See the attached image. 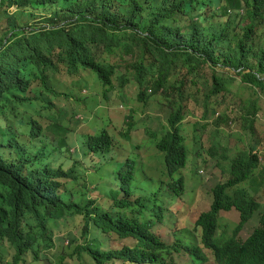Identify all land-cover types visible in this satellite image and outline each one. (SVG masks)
Masks as SVG:
<instances>
[{
	"label": "trees",
	"instance_id": "obj_1",
	"mask_svg": "<svg viewBox=\"0 0 264 264\" xmlns=\"http://www.w3.org/2000/svg\"><path fill=\"white\" fill-rule=\"evenodd\" d=\"M263 5L264 0H253L254 17L261 16ZM12 7L15 12H9ZM43 13L46 27L35 29L19 23L23 15L35 20L43 19ZM250 33L251 28L234 48L227 49L224 65L235 63L254 70L247 60ZM213 51V0H0V264L7 252L5 244L15 252L14 264L23 263L29 255L34 261L45 258L54 249L53 221L74 216L82 218V235L89 240L79 251L93 264H155L164 253L172 256L174 249L183 250L192 263L199 264L207 261L203 248L210 251L216 264H264V210L260 211V226L241 238L261 205L244 190L232 191L256 167L255 156L248 158L245 170L243 165L236 168V177L230 170V178L213 188L210 209L195 222L203 248L187 237V230L173 247L153 232L165 217L158 194L129 199L131 167L119 179L123 197L113 200L110 211L104 210L87 197L85 188L79 192L67 184H76L84 172L76 160L64 155L65 141L48 140L38 121L43 111L54 107L49 95L56 96L57 92L50 75L57 72V65L69 73L89 70L104 86L111 87L118 61L128 59L138 88L137 99L145 101L149 98L147 87L153 94L159 92L166 75L181 71L183 62L213 70L218 63ZM144 72L156 75L145 78ZM258 72L264 73V51ZM242 79L264 90V82L255 72L243 74ZM183 88L184 82L169 87L177 95V108L167 119L169 129L155 142L169 177L187 162L184 138L178 130L187 100ZM222 89V81L213 76L204 101ZM130 130L128 125L124 136ZM111 148L112 139L105 130L84 135L79 146L83 156L106 154ZM70 161L72 166L64 169ZM183 188V178L170 186L176 197ZM232 210L239 213L238 225L230 236L218 234L221 213ZM92 231L132 238L135 245L103 250ZM170 264L177 263L170 258Z\"/></svg>",
	"mask_w": 264,
	"mask_h": 264
},
{
	"label": "rangeland",
	"instance_id": "obj_2",
	"mask_svg": "<svg viewBox=\"0 0 264 264\" xmlns=\"http://www.w3.org/2000/svg\"><path fill=\"white\" fill-rule=\"evenodd\" d=\"M8 10L15 12L16 8ZM215 12L220 14L219 10ZM41 16H44L43 19L38 17L33 20L23 15L19 17V23L29 24L35 29L46 27V13ZM216 19L213 22H217ZM228 20L235 21L234 31L237 35L244 32L250 22L248 18H236L232 15ZM1 26H6L5 19ZM235 44L236 42H230L228 46L232 48ZM249 45L254 47L253 59L257 61L264 48V22H257ZM114 61L111 59V62ZM128 61H118L119 67L112 76L110 88L101 84L89 70L79 69L75 73H69L62 65H57V72L50 75L53 89L57 92L51 98L54 107L44 111L40 119L44 133L49 140L63 139L65 156L72 161L76 160L79 170L84 172L76 184L67 183L76 191L83 192L85 188L88 198L104 210L110 211L113 198L122 197V194L116 195L114 191L118 190L119 178L128 170L124 164L129 161L127 164L133 171L130 187L134 192L129 199H145L149 193L155 192L163 206L162 214L165 217L162 223L153 227L154 233L174 247L186 235L187 230V237L203 248L200 244V230L195 228V222L202 212L209 210L213 200L212 190L227 178L231 159L247 149L246 139L252 145L257 144L261 134H264L255 124L252 132L245 127L248 125L245 121L246 111L253 103H257L258 112L264 113V93L260 94L254 87L243 83L233 70L218 66L213 70L207 66L197 69L194 63L183 62L185 64L180 65L181 71L166 75V82L159 92L153 94L148 86L149 98L138 101V88ZM213 72L226 83L218 96L205 102L204 92L211 87ZM152 74L156 75L144 72V77L149 78ZM181 82H184L183 91L187 94V100L183 103L185 109L181 106L183 120L179 123V131L184 137L188 159L186 167L174 176L177 179L181 175L184 179L183 191L176 197L170 189L174 179L165 175L163 154L155 149L154 142L168 129L167 119L177 108V95L169 87L179 86ZM216 112L221 114L217 120L225 130L214 129ZM231 115L236 116L239 130L237 134L231 133L228 124ZM128 125L131 130L128 136H124ZM102 129L112 137L110 152L100 156L77 155L80 138L83 135L97 134ZM225 152L227 155L222 157ZM72 161L66 163L64 168H70ZM240 187L246 189L253 198H259L264 208V170L257 171L253 177H247ZM238 223L239 214L235 210L223 212L218 234L232 235ZM259 224L260 215L256 213L245 225L240 237H247ZM52 225L54 249L39 261H34L29 255L20 264H93L86 254L79 251L89 241L82 235L83 220L80 216L69 217L58 223L53 221ZM92 235L102 243L100 247L103 250L135 245L132 238H119L114 234L100 235L96 231H92ZM4 249L7 252L3 264H14V250L8 244L4 245ZM203 252L207 261L199 264H216L210 251L203 248ZM170 258L177 264H198L192 263L183 250L175 249L172 256L164 253L155 264H170ZM111 264L130 263L115 261Z\"/></svg>",
	"mask_w": 264,
	"mask_h": 264
},
{
	"label": "clouds",
	"instance_id": "obj_3",
	"mask_svg": "<svg viewBox=\"0 0 264 264\" xmlns=\"http://www.w3.org/2000/svg\"><path fill=\"white\" fill-rule=\"evenodd\" d=\"M252 2L253 0H213V7H214V10L217 11L219 10L220 11V14H217L215 11H213V19L214 18H217L216 20H218L217 22H213V54L214 56L216 57V59L218 60V63L213 67V69L218 66V67H221V68H224V69H228V70H233L236 75L240 78V80L251 86V87H254L258 93L260 94H263L264 93V90H261L259 89L258 87H255L245 81H243L242 79V75L243 74H246L247 72H255V74L257 75V77L262 80L264 82V73H260L258 72V65H259V59L264 51V48L263 50L261 51V54L259 56V59L257 61H254L253 59V54H252V51L254 49V47H251L249 45V42L252 40V36L255 32V27L257 25V22H264V5L261 7L260 9V14L261 16L259 17H254L253 15V9L251 8V5H252ZM232 15L236 18H242V17H245V18H248L250 20L248 26L245 27V31L240 34V35H237L234 31V24H235V21H229L228 20V17ZM249 28H251V33H250V36H251V39L249 40L248 44H247V47H249V51H248V55H247V60H249V62L253 65L254 67V70L251 71L250 69H245V68H242V67H238L235 63L231 64V65H224V61H225V55L227 54V49L229 48L228 44L230 42L234 43L236 42V44L239 42V40L242 39V37H244L245 35V32L246 30H248ZM235 44V45H236ZM234 45V46H235ZM234 46L232 48H234ZM231 48V47H230ZM83 70V69H82ZM91 72V71H90ZM219 74V73H217ZM213 76L217 77L216 74L213 72ZM225 75L223 74V77ZM97 77V76H96ZM98 79V78H97ZM220 80V79H219ZM99 81V79H98ZM100 82V81H99ZM229 82V81H228ZM101 83V82H100ZM223 85L224 83H226L224 80L222 81ZM102 84V83H101ZM107 87V86H105ZM110 88V87H108ZM151 90V89H150ZM149 90V91H150ZM224 90V86H223V89L220 90L217 94H213V97H216L219 95V93L221 91ZM55 96L53 95H49V99L51 100L52 102V99ZM53 103V102H52ZM44 112V111H43ZM43 112L41 113V118L43 116ZM220 113L219 112H216L215 114V120H214V129L216 130H225V128L219 124V121L217 120V117H220ZM41 118H38V121L40 122V119ZM223 118H221L222 120ZM245 121L248 123V125H246V130L248 131H253L254 130V124L256 127H259L261 128L263 131H264V113L262 111H259L258 112V106H257V103H253V105L251 106V108L246 111V117H245ZM41 123V122H40ZM229 126H230V129H231V133L233 134H237L239 133V130L236 126V116L235 115H231V118L229 119V122H228ZM42 125V124H41ZM44 128V127H43ZM169 129V127H168ZM167 129V130H168ZM104 130V129H102ZM100 130V131H102ZM166 130V131H167ZM178 130H179V123H178ZM99 131V132H100ZM106 131V130H105ZM165 131V132H166ZM98 132V133H99ZM107 132V131H106ZM164 132V133H165ZM97 133V134H98ZM108 133V132H107ZM180 133V131H179ZM45 134V133H44ZM109 134V133H108ZM181 134V133H180ZM96 135V134H94ZM110 135V134H109ZM163 135V134H162ZM161 135V137H162ZM182 135V134H181ZM46 136V135H45ZM84 136V135H83ZM82 136V137H83ZM81 137V138H82ZM111 137V136H110ZM160 137V138H161ZM47 138V137H46ZM81 138H80V141H81ZM159 138V139H160ZM184 138V137H183ZM48 139V138H47ZM112 139V137H111ZM159 139H156L155 142ZM49 140V139H48ZM62 140V139H61ZM53 141V140H51ZM60 141V140H59ZM59 141H54V142H59ZM80 141H79V145L78 147L80 146ZM155 142H154V147H155ZM246 143H247V149L242 151V152H239L236 156H234L232 159H231V162H230V167H229V172H228V176L227 178L220 182V183H223L225 182L227 179L230 178L231 174H230V170L231 172L233 173L234 177H236L235 175V172H236V168H240L241 165H243V168L245 170L246 168V164H247V161H248V158L250 156H255L257 158V164H256V167L253 169L252 173L249 175V177H253L255 175V173L258 171H263L264 170V134H261V138L259 140V142L257 144H251L250 140L247 138L246 139ZM184 146H185V143H184ZM65 148V146H64ZM64 148H63V152H64ZM156 149V148H155ZM185 150H187L185 148ZM159 152V151H158ZM229 152V150H228ZM161 153V152H160ZM81 154L80 153V149L78 150V154L79 155ZM65 155V154H64ZM90 155V154H89ZM93 155V154H91ZM103 155V154H101ZM227 155V152H225L222 157H225ZM94 156H100V155H94ZM187 159H188V152H187ZM129 162V161H127ZM127 162L124 164L125 167L128 168V170L126 171V174L123 176L125 177L127 175V172L130 170L129 167H131L130 165L127 164ZM163 162H164V159H163ZM131 164H133L132 162H130ZM186 165H187V162H186ZM221 166V165H220ZM186 167V166H185ZM184 167V168H185ZM182 168V169H184ZM65 169V168H64ZM165 169V167H164ZM181 169V170H182ZM180 170V171H181ZM131 171H132V167H131ZM180 171L177 173L179 174ZM133 172V171H132ZM176 174V175H177ZM166 175V174H165ZM167 176V175H166ZM175 176V175H174ZM174 176L173 177H169L171 179H174ZM132 177H133V174H132ZM248 177V176H247ZM247 177H244L242 178L241 180H239V183L237 185H235V187L232 188V191L238 189V190H244L246 192V194L251 198V199H254L256 200L257 202L260 203L261 205V209L259 211H257L256 213H259L260 215V211L264 210V208L262 207V204H261V201L259 198L257 197H252L251 195H249V193L246 191V189L240 187L241 184H244L246 182V179ZM121 178V177H120ZM119 178V179H120ZM179 178H182V176L180 175V177H178L177 179ZM177 179H174L177 180ZM184 180V179H183ZM120 181V180H119ZM174 183V182H173ZM130 184V182H129ZM219 184V183H218ZM217 185V184H216ZM215 185V186H216ZM214 186V187H215ZM119 188H120V183L118 184V190L114 191L116 195H119V194H122L120 191H119ZM131 188V187H130ZM132 190V188H131ZM133 190H132V195H133ZM151 193H149L150 195ZM148 195V196H149ZM147 196V197H148ZM122 197H123V194H122ZM121 197V198H122ZM213 197V195H212ZM114 199H117V198H113ZM213 201V200H212ZM212 204V203H211ZM211 207V206H210ZM210 209V208H209ZM208 211V210H207ZM206 212V211H205ZM237 212V211H236ZM203 213V212H202ZM223 213V212H222ZM221 213V215H222ZM238 213V212H237ZM255 213V214H256ZM239 214V213H238ZM254 214V215H255ZM220 215V216H221ZM200 216V215H199ZM261 217V215H260ZM253 218V217H252ZM260 226V224H259ZM258 226V227H259ZM257 227V228H258ZM245 228V227H244ZM200 230V229H199ZM244 230V229H243ZM242 230V231H243ZM154 232V231H153ZM202 245V244H201ZM203 246V245H202Z\"/></svg>",
	"mask_w": 264,
	"mask_h": 264
}]
</instances>
